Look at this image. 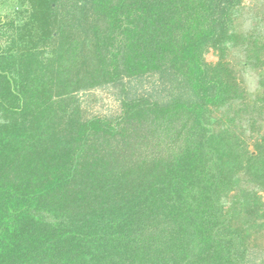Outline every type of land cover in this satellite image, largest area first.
<instances>
[{"label": "trees", "instance_id": "16d2710c", "mask_svg": "<svg viewBox=\"0 0 264 264\" xmlns=\"http://www.w3.org/2000/svg\"><path fill=\"white\" fill-rule=\"evenodd\" d=\"M242 11L0 0V264L262 258L264 33L242 30ZM109 86L120 114L88 116L85 96Z\"/></svg>", "mask_w": 264, "mask_h": 264}, {"label": "rangeland", "instance_id": "374dc122", "mask_svg": "<svg viewBox=\"0 0 264 264\" xmlns=\"http://www.w3.org/2000/svg\"><path fill=\"white\" fill-rule=\"evenodd\" d=\"M14 2V0H11ZM5 12L6 10L3 9ZM242 30H257V32L264 33V0H243V11L240 14ZM249 32V31H248ZM236 51L230 53L228 61L235 67L236 71H239V79L244 84L247 91L256 93L259 91V82L257 75L254 72H248L242 70L241 55H236ZM206 61L211 64H217L219 56L213 51L206 54ZM153 80H147L142 85V90L150 91L152 88ZM152 85V86H151ZM119 91L113 87H103L93 91H90L85 96V112L88 116H103V117H116L121 112V101L119 99ZM264 132V131H263ZM251 149L253 146L251 145ZM264 200V193L262 194ZM260 248H264V238L260 240ZM261 251V250H260ZM259 251V252H260ZM259 254L248 255L246 258L247 264H264V252Z\"/></svg>", "mask_w": 264, "mask_h": 264}]
</instances>
